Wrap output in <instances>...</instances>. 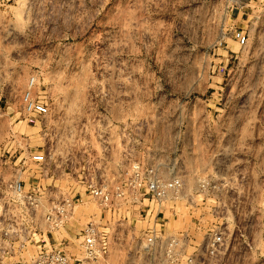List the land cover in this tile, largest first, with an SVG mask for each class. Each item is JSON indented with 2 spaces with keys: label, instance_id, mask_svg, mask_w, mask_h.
Wrapping results in <instances>:
<instances>
[{
  "label": "rangeland",
  "instance_id": "1",
  "mask_svg": "<svg viewBox=\"0 0 264 264\" xmlns=\"http://www.w3.org/2000/svg\"><path fill=\"white\" fill-rule=\"evenodd\" d=\"M133 164L179 176L183 192L158 204L124 184L103 206L87 190L125 183ZM14 181L72 197L71 214L0 264H37L40 251L41 264L57 251L66 264H150L139 244L156 221L182 243L174 264H264V0H0L7 216ZM214 231L223 244L210 258Z\"/></svg>",
  "mask_w": 264,
  "mask_h": 264
},
{
  "label": "built area",
  "instance_id": "2",
  "mask_svg": "<svg viewBox=\"0 0 264 264\" xmlns=\"http://www.w3.org/2000/svg\"><path fill=\"white\" fill-rule=\"evenodd\" d=\"M28 108L42 115L48 112L46 105L36 101L30 102ZM32 157L38 163H43L46 160L45 155L41 152L34 153ZM131 173V177H127L123 184H111L106 181L89 182L87 190L103 206H108L114 198L123 199L125 197L127 190L124 189V184L131 188L129 190L132 195L143 190V195L158 204L183 192L184 183L179 176L172 175L164 178L152 166L142 167L139 164H133ZM9 189L11 191L9 205H12L17 211L14 215L7 216L10 206L0 208V255L10 253L15 247L23 248L31 241L34 243L44 242V223L52 229L59 228L71 214L72 197L64 195L54 197L50 192L44 193V190L38 185L26 189L20 181L10 182ZM44 199H46L45 202ZM159 214V212L155 214L156 220L159 219ZM18 216L25 218L30 223V227L19 228ZM37 219L42 221L43 229L36 225ZM98 233V228L92 221L83 229V245L90 255L94 254L96 250ZM34 235L41 237L37 240ZM222 244V233L214 231L205 244L206 256L211 258L218 255ZM41 245L44 247V243H40L38 246ZM139 248L142 249L143 255L150 264H174L180 255L182 243L176 235L163 233L156 221L148 228ZM37 260V264L44 263V251H40ZM56 261L57 264H66L67 258L57 251ZM187 261L194 264L195 258L188 257Z\"/></svg>",
  "mask_w": 264,
  "mask_h": 264
}]
</instances>
